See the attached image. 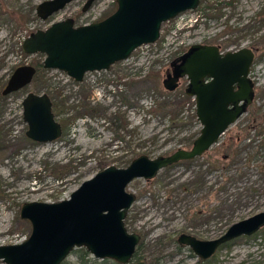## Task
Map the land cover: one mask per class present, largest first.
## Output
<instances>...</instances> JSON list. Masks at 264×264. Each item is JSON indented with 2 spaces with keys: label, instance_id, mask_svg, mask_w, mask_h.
Here are the masks:
<instances>
[{
  "label": "rangeland",
  "instance_id": "1",
  "mask_svg": "<svg viewBox=\"0 0 264 264\" xmlns=\"http://www.w3.org/2000/svg\"><path fill=\"white\" fill-rule=\"evenodd\" d=\"M41 1L0 0V89L18 64L42 62L43 55L22 51L21 42L31 31L66 17L77 25L89 23L116 8V0H94L82 12L85 0H72L41 20L35 13ZM252 2L234 0L222 15L187 10L161 25L156 42L138 47L107 70L87 72L77 82L44 68L24 89L1 99L0 136L6 137L0 141V245L29 236L30 224L19 216L24 202L59 201L108 165L125 167L140 154L154 158L190 148L200 124L193 118L194 99L180 95L186 79L172 91L162 81L170 62L195 43L220 45L222 51L252 47L255 96L249 111L202 155L128 184L135 201L124 222L140 235L139 264H197L194 252L178 245L179 234L213 239L231 223L264 210V24L258 21L264 4ZM27 91L58 100L62 112L54 116L62 133L57 139L36 142L25 136L21 101ZM157 102L167 105L157 107ZM229 137L235 139L230 148L225 146ZM75 249L61 264H78ZM89 257L90 264H105ZM251 262L264 264V228L219 247L200 264Z\"/></svg>",
  "mask_w": 264,
  "mask_h": 264
},
{
  "label": "water",
  "instance_id": "2",
  "mask_svg": "<svg viewBox=\"0 0 264 264\" xmlns=\"http://www.w3.org/2000/svg\"><path fill=\"white\" fill-rule=\"evenodd\" d=\"M71 1L43 0L36 5V16L46 20ZM93 2L85 0L82 12ZM198 2L116 0V8L104 18L80 25L72 17L54 21L30 32L21 48L27 55L41 53L43 68L62 71L80 82L85 73L107 70L138 47L156 42L164 22L195 9ZM254 58V50L247 46L222 51L215 44L190 45L170 62L162 81L163 87L172 91L179 79H186L184 92L194 99L200 124L190 148H177L154 158L140 154L125 167L108 165L59 201L24 202L19 216L29 222L30 234L21 242L0 245V260L5 264H61L73 249L83 247L95 258L127 263L140 241V235L128 231L124 222L135 201V195L126 190L128 184L136 178L150 180L161 169L209 150L253 102L255 83L250 69ZM35 72L29 64L16 67L2 94L9 95L29 85ZM21 107L27 138L49 142L61 135L62 126L47 93L27 91ZM263 227L264 210L231 223L216 238L204 240L181 233L177 242L206 260L220 245L250 236Z\"/></svg>",
  "mask_w": 264,
  "mask_h": 264
},
{
  "label": "trees",
  "instance_id": "3",
  "mask_svg": "<svg viewBox=\"0 0 264 264\" xmlns=\"http://www.w3.org/2000/svg\"><path fill=\"white\" fill-rule=\"evenodd\" d=\"M108 14H110V13H108ZM108 14H107V15H108ZM107 15H104V17L107 16ZM104 17H103V18H104ZM35 67H36V74H35V76L33 77V79L37 76V73H38L40 70H44V68H43V66H42V62H40V61L35 63ZM1 90H2V88L0 89V100L3 99V98H5V96H2V95H1ZM170 94H171V93H170ZM180 95L183 96V97H185V98H188V96L185 94L184 91H180ZM50 98H51V100H52V108H53L54 114L57 115L58 113L62 112V110L60 109V104L57 102L58 100H55V99H54L53 97H51V96H50ZM154 104H155L157 107H159V106H161V105H162V106H166V105H167V103H165V102H163V103H158V102H157V103H154ZM249 109H250V107L248 108L247 112L249 111ZM174 113H176V112H173V114H174ZM175 115H177V113H176ZM195 117H196V116L194 115L193 118H195ZM173 118H174V117H172L171 120H173ZM5 137H6V136H4V137H1V136H0V141H1V140H4ZM233 141L235 142V139L231 140V137H229V138L225 141V146H226V147L228 146V147L230 148V146L233 144V143H232ZM227 142H228V143H227ZM188 161H191V160H187V162H188ZM263 228H264V227H263ZM263 228H261V229H263ZM261 229H260V230H261ZM257 233H258V232L254 233L253 235H255V234H257ZM247 237H248V236H247ZM234 240H235V239H234ZM232 242H233L232 240H231V241H228V242L222 244L220 247H222V246H228V245H230ZM139 248H140V245L138 244L137 247H136V250H135V252H134V254H133L132 258H131V260H133V261L136 262L137 264L140 263V262H139V257H137V253H138ZM74 252H75V255H76V257H77L78 264H90V263H89V261H90L89 253H88L84 248L80 247V248H78V249H75ZM109 261H111L112 264H119V263H117L116 261L111 260V259H104V260H103V262H104L105 264H108ZM202 261H204V260L199 259L197 264H200V262H202ZM205 263H206V262H205ZM247 264H256V263L251 262V263H247Z\"/></svg>",
  "mask_w": 264,
  "mask_h": 264
},
{
  "label": "flooded vegetation",
  "instance_id": "4",
  "mask_svg": "<svg viewBox=\"0 0 264 264\" xmlns=\"http://www.w3.org/2000/svg\"><path fill=\"white\" fill-rule=\"evenodd\" d=\"M249 1H253L252 3H254V2H256V0H249ZM262 1V6H263V4H264V0H261ZM233 2H234V0H210V4H208V5H206V3H205V0H199V2H198V5H197V7L195 8V9H199L201 12H204V13H215V14H217V15H222L223 14V11L225 10V6H231L232 4H233ZM36 8V7H35ZM185 12V11H184ZM262 12H264V6H263V8L261 9V11H260V15H264V13L262 14ZM181 14V13H180ZM259 23H261V24H264V17H260L259 18ZM38 29H40V28H38ZM36 30V29H35ZM32 32V31H31ZM25 38V37H24ZM23 38V39H24ZM23 41V40H22ZM22 43V42H21ZM262 43H263V45H262V48L264 49V37L262 38ZM207 44H212V43H207ZM216 45V44H215ZM218 46H220V45H218ZM247 47H249V46H247ZM250 48H252V47H250ZM253 49V48H252ZM254 50V49H253ZM254 52H255V50H254ZM35 54H38V55H42L41 53H35ZM26 56H27V54H26ZM24 64H29V65H32V66H34L35 67V63H26V62H24V63H22V64H18L17 66H15L13 69H12V71H11V73L13 72V70L16 68V67H18V66H20V65H24ZM35 69H36V67H35ZM168 70V69H167ZM11 73H10V75H11ZM35 74H36V72H35ZM35 74H34V76H35ZM10 75H9V77H10ZM33 76V77H34ZM8 77V78H9ZM8 80V79H7ZM180 80V79H179ZM7 82V81H6ZM31 83V82H30ZM6 84V83H5ZM5 84L3 85V87H2V89L4 88V86H5ZM26 87V86H25ZM178 87V86H177ZM22 89H24V87L23 88H21V89H19V90H17V91H20V90H22ZM17 91H14V92H17ZM14 92H12V93H14ZM26 94V93H25ZM1 95L2 96H7V95H3L2 94V90H1ZM249 108V107H248ZM248 110V109H247ZM247 112V111H246ZM258 232V231H257ZM253 235V234H252ZM241 237V236H240ZM232 241H234V239L232 240ZM178 243V242H177ZM178 245H180V246H183V245H181V244H178ZM221 246V245H220ZM219 246V247H220ZM218 247V248H219ZM217 248V249H218ZM200 259V258H199ZM198 259V260H199ZM209 259V258H208Z\"/></svg>",
  "mask_w": 264,
  "mask_h": 264
}]
</instances>
